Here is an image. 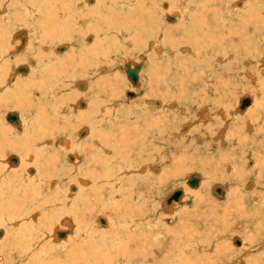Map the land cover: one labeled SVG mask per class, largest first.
<instances>
[{
	"label": "rangeland",
	"instance_id": "374dc122",
	"mask_svg": "<svg viewBox=\"0 0 264 264\" xmlns=\"http://www.w3.org/2000/svg\"><path fill=\"white\" fill-rule=\"evenodd\" d=\"M35 1L33 2L38 7L40 4H43V1L47 3V6L45 5L46 7L50 8V6H52L48 0ZM65 1L71 6V8L73 7V10H71L73 12L74 10L80 12L79 9H82L81 12L84 14L82 20L77 17L71 19L72 17L70 15L69 19L61 20L65 32L59 33V30H57L58 33L55 32L50 35L52 36L51 38H47L45 35V38H43L44 41H41L39 38V29L36 30V34L33 32L27 33L29 37L28 35H23L22 37L24 43L22 39L20 42L19 39L17 40L21 45L20 52L16 50L15 54L13 53V55H11L12 53H10L9 55L8 52L13 50V46L10 44L11 51H7L6 46H8V41H10L11 36L20 30L19 28H22L21 30L24 31L28 30L24 25L26 24V21L30 22L28 5L31 3L22 0H0V22L8 24L6 27L7 29L10 27V29L5 31L6 33L2 35L3 37L1 38L3 41L0 43V45L5 46V53L0 54V59L3 56L0 60L2 62H0V64L3 66L1 65L0 68H4H1L4 74L2 75V73H0L2 75L0 77L3 78H0L2 80H0V90L2 91H0V171L2 169V172H0V264H229L231 261H239L240 264H259L261 260H263L262 263H264V244L259 245L260 242H264V228L259 226L258 221V219L264 221V212H258L261 208L260 206H262L261 204L264 202V171L261 173V177L258 178L261 169H258L256 166L254 168L245 165L244 160L243 164L246 167H241L242 170L240 169L239 164L233 165L232 162L228 168V163L225 165L218 158L222 149L216 151V148L214 147L212 154H208L204 146H201L198 143H196L197 145L195 147H201L202 149L200 152L197 153L199 149L195 150V148L194 150L192 148L190 151H186L188 154L183 152L184 148L190 146L191 143L195 141L196 135H200V133L203 132L206 136L205 132L207 130L204 131V128L202 127L204 122L202 120L205 119L204 115L206 114V111L208 109L211 111V106L212 112L214 113L215 111V106L210 104V99H213V93H210L213 87L211 79L215 76V73L217 74L216 76L221 77L220 79L223 80L231 78L230 82L232 83V87L228 88V90H230L233 95L230 98V101L228 100L224 102L225 106L230 104L233 109L235 101L238 99L240 100L246 96L258 99L261 98L258 97L259 93L260 95H264V40L259 38V36L264 38V3H261L258 7L260 0H213L212 2H214V4L212 3L211 7H219L218 12L214 13L210 4L208 5L206 3L208 0H195V2L194 0H186V2L184 0H159L160 2L158 1L159 5L157 9L159 8L160 10L156 9L157 12L153 10L152 13L150 11L153 6L147 5L146 7L148 10L146 12L145 10H139L138 6H135L133 2V4L130 2L132 0H123L126 1V6L124 7L115 4L114 0H93L94 3L92 1L91 4H89L87 0H82L90 6V12L86 9V6L83 4L84 2L81 0H61V2ZM76 1H78V4L80 3L83 5L80 7ZM15 2H19V6L14 8V10L11 5L15 4ZM232 2H241L243 5L242 9L240 8L238 11H230L227 5ZM75 3L78 7L76 5L74 6ZM162 4L164 6H161ZM248 6L251 7L254 13L252 23L254 24L256 22V17L260 20L259 27L261 28L256 32L253 25L246 27L245 24H242L243 21L241 22L246 16L245 13L248 11ZM46 7L43 6V9ZM10 8L12 10H10ZM174 11H176V13L178 12V14ZM162 12L165 13L163 14ZM160 13H162V15ZM12 14H18V17L14 16L17 19L22 16L25 24L23 21L15 23L17 20L12 17ZM77 14L79 15V13ZM230 15H233V17L231 18ZM43 16L44 15H41L40 17L39 14H35L33 23L38 26L37 20L39 18L42 19ZM201 16L202 18H200ZM72 20L73 22L78 23V20L80 22L77 24L73 23ZM81 21L83 22V25ZM204 21L207 23L205 22V24ZM200 22H203V24H200ZM115 23H117L116 26ZM219 24L222 26L220 27ZM51 26L52 25L48 27V31H50L49 28ZM191 26L193 27L191 28ZM202 26L203 28L200 30L199 27ZM135 30L137 31L135 32ZM102 32H107V34ZM59 34L61 35L59 36ZM73 34L74 37L72 36ZM198 34L200 35L197 37ZM75 35L76 37L78 36L77 40H75ZM241 36H243V38ZM84 38L86 40H83ZM248 40L252 41V43H247ZM49 43L51 44L48 45ZM157 43L162 48L159 46V48H155L158 45ZM59 45H65L64 47H67L66 50H63L65 51L64 53H54L62 47ZM243 45H246V47ZM57 46L59 47L57 48ZM78 47L79 49H77ZM43 50H46L48 54L52 56L56 55L57 57H64L67 54V57H64L61 61V63H63H60L64 67V69H61L66 72L64 73L62 71V77L59 76L58 79L56 78L57 81H55V78H50L48 80V85L49 83L52 84V80H54V83H59V85L63 87L62 90L60 88L58 92L59 94H57V99L61 100L60 102H63L64 105L67 103L65 107H70L68 105L69 102L70 104L78 103L82 97L95 98L93 99V102H86L84 99L86 102L84 105L86 107L83 106L84 108L78 106V112L81 110L79 113H83V111L86 114L89 113L88 116L85 115L87 116L86 118L84 116L85 119L81 120L82 123L78 120L80 125L76 122V119H73L74 121L72 123H68V127L67 124H63L65 123V119H57V122L53 115L52 117H49L53 123L57 122V124H59L56 125L52 123L47 128L48 134H52L53 132L55 140L57 139L56 141L60 144L65 140L64 137L66 133V136L70 135V138L74 137V139L77 140L75 141L73 138L70 140L74 148L77 146L76 144H79V142L82 143L83 141V145L87 143L86 147L89 149L88 145L93 142V139H97L103 143V140L99 137L97 138L100 134H105V132L100 133L102 128H106V130L103 131H113L112 133L117 132L118 134V131H120L119 125L125 127L124 136L120 140V146L123 145L121 148L122 154H115L113 150H111L110 154H107L105 151H98L99 153L97 152L94 157L99 163L106 161L110 162L109 166L111 168L106 173V170H101L100 166L96 170L100 171H95L93 174L97 173L98 176L103 177V182H109L107 181L109 180L107 178L109 175H112L111 177L113 178L110 180V185L114 188H106L104 189L105 194H103V192H99L98 194L100 205L91 202V205L84 209L81 207L82 201L75 202L78 196L83 193L81 188L86 187L83 186L84 183L80 182L81 180L76 181L72 179V176L70 175L71 173L72 175H77L75 174L76 172H71L70 167H74L73 165H70L71 163L68 162L67 157L61 155L60 152L54 154L52 161V163L54 162L53 165H49L52 164L50 162L52 159L49 160L48 157L46 159H43L42 157L41 159L40 157L37 159L35 158L33 159V162L26 161L29 157V153L26 150L30 149L26 144L32 143L33 140L35 141L36 137L31 136V139L33 138V140L29 138V141L23 145V142L26 140L22 137L23 133L25 134L27 131L25 127H28L29 121L36 115H38L39 123L42 124L43 122L44 124L47 117L44 119L45 117L43 116L44 114L42 113V110L45 112L46 110L44 109V102L42 104H40L41 102H38L40 101V97L37 98V101L36 96H31L32 103H30V100L27 102V104L30 103L32 108L31 113L33 114H30V111H27L26 109V105L20 104V101L22 100L21 97L15 98V100L12 96H18L16 93H18L19 88H21L25 80L33 78L32 81H34L36 78H40V75L43 73L41 71H44L45 69L51 71L54 69L55 65L57 68H60V66H57L60 61H56L57 64H52L54 65L52 66L48 64V60L46 62L44 60L43 62L37 56V51L42 52ZM158 50L160 51L158 52ZM236 50H238L237 53ZM51 51L53 52L52 54ZM82 52L83 54H81ZM103 55L105 57H103ZM229 55L230 57L231 55H234L233 59H228L230 58ZM242 56L252 57L255 63L250 66L245 65L242 61ZM69 58L74 61L69 65L70 68H68L69 66L67 65V60ZM4 59L5 61H3ZM223 59L225 60V63L222 62ZM32 61L40 66L38 68L39 72L38 69L35 70L34 67V69H31ZM128 62H135L137 64L143 63V69L140 71V87L135 88L132 86L127 78L125 64ZM19 64L21 66L25 65V67L28 68V71H17V73H14ZM20 65L19 67H21ZM82 69H87V71L90 69L89 71L91 72H89L90 74L85 73L82 72ZM12 70H14V74L11 73ZM200 70L202 72H200ZM32 72H35L33 77L31 76ZM92 72H95L97 75H95V73L91 74ZM242 72H247L250 76L255 75L254 79L258 80V82L255 81L253 83L251 79H248L250 81L245 80L246 82H241L242 79L246 78L245 74ZM7 74L9 75L7 76ZM13 76L16 78H20L21 76V78L18 80ZM92 76L93 78L90 79ZM80 78L81 80H77ZM62 79L70 82L65 83ZM7 80L11 83L9 85L6 84L5 86L4 83H7ZM83 83L86 84V86L84 85L85 88L81 90L79 85L82 84L81 86L83 87ZM180 83H184L183 88H186V91L180 92L178 90L181 89L179 86ZM188 84H190V86H188ZM2 87L4 89H1ZM68 87L69 89H67ZM130 91H134V97H128L127 93ZM90 92L95 93H93L94 97ZM206 93H208L207 96ZM33 98L35 101H32ZM10 100L11 102H8ZM151 100L153 104L151 103ZM155 103H160V109L156 108L158 106H156ZM39 104L40 108L42 107V110L37 114V110H40ZM155 108L157 110H155ZM84 109H87V111ZM140 109L141 111H139ZM145 109L146 111H143ZM205 109L206 111H204ZM182 110H185L184 113ZM244 111H239V113L243 114ZM9 113H18L21 117L22 125L23 123L24 125L18 127L8 122L7 116ZM94 113L97 115V118L100 115L102 118L104 116H109V113H111L110 116L113 115L112 122L109 123V126L102 123V125L104 124V127L99 128L93 122L95 116ZM202 113L204 115H202ZM234 113L235 112L231 110L232 115H230V119L235 116ZM48 114H52V111L50 110ZM114 115L116 117H114ZM199 118L204 119L200 120ZM121 119L124 122L118 124L121 122ZM84 120L88 122L85 123ZM195 121L199 124L197 125L194 123ZM100 122H102V120H100ZM100 122H98V124L101 126ZM155 122H158V128L162 131L161 133L155 131V129H157ZM72 125H74L73 128ZM134 125H137L136 128L133 127ZM185 125L190 126V128L187 130L184 129ZM110 126L114 128L112 129ZM73 129L74 131H72ZM147 130H149V133H147ZM57 132L59 133L58 135ZM87 133H91V135H88ZM175 133L181 134L179 135L180 139L173 136ZM204 134L202 135L204 136ZM95 135L96 137H94ZM127 137H129L128 141H126ZM47 138L51 139L52 137L47 136ZM158 138H160L159 141ZM183 139H188V143L183 141ZM88 141L91 143L88 144ZM249 141L250 140H248V142ZM106 146L111 147V144ZM229 146V149H231L230 143L226 142V147ZM250 146H252V144ZM125 147L127 149H124ZM254 150L256 152L261 151L264 154V148L259 149L255 147ZM92 151L93 150L90 149V152ZM93 152L95 153V151ZM67 154L70 155L72 153L67 152ZM127 154L129 156H127ZM83 155L84 154H82L81 157L82 160H73L77 164V166L75 165L76 168H80L84 164L85 155ZM97 155L100 159L103 158L99 160ZM133 155L136 158H134ZM12 156L22 158V165L18 166V168H20L18 170L16 169L17 171L7 172L4 168L11 166L9 165L10 163L8 159ZM157 156L158 158H156ZM183 156L187 157L183 158ZM250 156L252 158V154ZM124 157L126 158L124 159ZM132 157L134 160L136 159L134 163ZM254 157L255 155H253V158ZM170 158L172 160H170ZM58 159L62 160L58 162ZM129 159L130 161H128ZM124 160L127 161L125 162ZM168 160L171 162H168ZM254 161L257 162L256 160ZM56 164H58L57 167ZM30 165L34 166L35 169L42 170V173L45 169L44 167L52 166L51 171H49L50 176L46 174L45 176L47 177H45V180L46 182L48 180L49 183V180L55 181L57 179L58 181L56 180L53 185H57V187L61 186L62 190L58 191V189H55V186V188L47 191V185H44L42 181H40L39 184L37 183L38 189L35 190L37 192H33V190L31 191L33 183L22 180L24 177L26 178V176H38L35 169L34 173L28 171L26 175L25 172ZM152 166L155 167L153 168ZM55 167L56 171L53 169ZM11 168H13V166H11ZM57 168L59 169L58 171ZM157 168L160 170L157 171ZM238 171H241V176H237L239 175V173H237ZM83 176L81 178L89 180L87 187L91 186L93 182L90 178L91 174L85 172V174L83 173ZM193 176L199 178V186L195 189H191V187L187 185L188 178ZM20 179L21 181L19 182ZM42 179L44 180V177H42ZM237 179L238 181H236ZM73 186H76L75 192H73L74 194L72 193L74 190ZM216 186H222L224 188V192L221 196H218L217 193H215L214 188ZM98 187H100L99 184ZM180 187L184 188L187 192L185 200L181 202L179 205L180 207L178 206L177 213H174L175 211H166L163 207L164 200L173 191ZM258 193L260 194L259 203L253 204L252 202L255 203V201L249 196ZM92 198H94V196H92ZM259 215L261 216L259 217ZM35 216L37 218L34 219ZM66 218H71L73 220L74 228L66 241L56 243L53 240V231L55 227L60 226V222ZM99 218L104 219L105 225L100 224ZM61 224L67 225L65 222H61ZM22 225H24V228L28 227L32 233H30L28 229L26 231L24 228L21 229ZM61 228L66 229L64 226ZM246 228L248 229L246 230ZM246 232L248 233L246 234ZM20 235H26L25 237L27 239L22 238ZM94 235H96V238ZM235 240H243L244 246H238ZM187 244H190L189 252L185 251ZM199 244L205 246L210 244L211 254H208L209 252L198 251L200 254L198 253L194 255L193 249ZM220 244L225 245L224 251L221 252V258L216 259L215 250ZM207 254L214 260L213 262H209ZM242 254H244V256Z\"/></svg>",
	"mask_w": 264,
	"mask_h": 264
},
{
	"label": "bare ground",
	"instance_id": "6f19581e",
	"mask_svg": "<svg viewBox=\"0 0 264 264\" xmlns=\"http://www.w3.org/2000/svg\"><path fill=\"white\" fill-rule=\"evenodd\" d=\"M22 1H28V2H30L31 4L30 5H28V11H29V16H30V22H27L26 21V24H25V22L23 21V18H22V16H20V18L22 19H20V18H16V17H18L17 15H15V14H12L13 16V18L15 19V20H17L15 23H19V22H21V21H23L24 22V26H25V28L26 29H28V30H26V31H24V30H21L22 28H19L20 30H18L16 33H14L12 36H11V38H10V41H8V46H6L7 47V51H11V49H10V44L13 46V50L11 51V52H8L9 53V55H10V53H12L11 55H13V53L15 54L16 53V50L18 51V52H20L19 50L21 49V45L18 43V39H19V42H20V40L22 39V41H23V43H24V39L22 38L23 37V35H28L27 33H31V32H33L34 34H36V30H38L39 29V34H40V36H39V38H40V40L41 41H44V39L43 38H45V35L47 36V38H51L52 36H50L52 33H55V32H57L58 33V31L57 30H59V33H64L65 31H64V29H63V25L61 24V20H67V19H69L70 18V15H71V19H75V17H77L78 19H80V20H82V17H83V15L84 14H82V9L80 10L79 9V11L80 12H77V11H75L74 10V12L73 11H71V10H73L72 8H71V6H69L68 5V3H66V1L65 2H61V0H48L49 2H50V5H52V6H50V8L49 7H46L47 6V3L45 2V1H43V4L41 5H39V7L38 6H36V4L33 2V1H35V0H22ZM70 1V0H69ZM68 1V2H69ZM80 1V0H79ZM82 1V0H81ZM93 0H87V2L89 3V4H91V2H92ZM158 1L159 0H132V1H130L131 3L133 2L134 4H135V6H138L139 7V10L141 9V10H145L146 12H147V10H148V8L146 7L147 5H151V6H153V7H151L152 8V10L150 11V12H152L153 10L155 11V12H157V10H160L159 8L157 9V7H158ZM185 2H186V0H184ZM183 1V2H184ZM193 1V0H192ZM213 0H208V1H206V3L209 5L210 4V7L212 6V3L214 4V2H212ZM35 2H37V0L35 1ZM73 2V1H72ZM71 2V3H72ZM77 2V4H78V1H76ZM82 2H84V1H82ZM98 2V1H97ZM125 2L126 1H123V0H114V3L115 4H117V5H121L122 7H124V6H126L125 5ZM160 2V1H159ZM194 2H195V0H194ZM193 2V3H194ZM71 3H70V5H71ZM93 3H94V1H93ZM104 3V2H103ZM132 3V4H133ZM188 3H190V2H188ZM203 3V2H202ZM258 3V2H257ZM263 4L264 3V0L263 1H261L260 0V3H258L259 5H258V7L260 6V4ZM85 6H86V9H88L89 10V12L91 11L90 10V6H88V4L86 3V2H84L83 3ZM83 4H78L80 7L83 5ZM100 4V3H99ZM98 4V5H99ZM164 4V3H163ZM161 5V6H164V5ZM185 4V3H184ZM5 5V4H4ZM46 5V6H45ZM76 5V3L74 4V6ZM109 5V4H108ZM189 5H191V4H189ZM204 5H205V3H204ZM218 5V4H217ZM19 6V2H15V4H13V5H11V7L14 9V8H16V7H18ZM43 6L44 7H46V8H44L43 9ZM77 6V5H76ZM92 6V5H91ZM130 6V5H129ZM188 6V5H187ZM199 6V5H198ZM206 6V5H205ZM228 7H229V9H230V11H238L240 8L242 9V3L240 2H232V3H229L228 5H227ZM78 7V6H77ZM79 7V8H80ZM93 7H94V5H93ZM97 7V6H96ZM130 7H132V6H130ZM137 7V8H138ZM183 7H184V5H183ZM99 8V7H98ZM102 8V7H101ZM100 8V9H101ZM104 8V7H103ZM166 8V7H165ZM188 8V7H187ZM202 8H203V6H202ZM212 8V7H211ZM211 8H209V9H211ZM263 8H264V6H263ZM75 9H76V7H75ZM99 9V10H100ZM157 9V10H156ZM208 9V10H209ZM213 9V11H214V13L216 12H218V10H219V7H215V8H212ZM228 9V8H227ZM260 9V8H259ZM7 10V9H6ZM10 10H12L11 8H10ZM15 10V9H14ZM99 10H97L98 12H100ZM184 10V9H183ZM196 10V9H195ZM203 10H204V8H203ZM244 10V9H243ZM250 10V11H249ZM25 11V10H24ZM165 11V10H164ZM180 11H181V9H180ZM229 11V12H230ZM246 11V10H245ZM175 13H176V11H174ZM197 12V11H196ZM203 12V11H202ZM210 12V11H209ZM208 12V13H209ZM77 13H79V15L77 14ZM153 13V12H152ZM163 14L165 13V12H162ZM162 13H160L161 15H162ZM168 13V12H167ZM185 13V12H184ZM201 13V12H200ZM199 13V14H200ZM204 13V12H203ZM241 13V12H240ZM22 14H24V13H22ZM21 14V15H22ZM35 14H39V16L41 17V15H44L43 17H42V19L41 18H39L38 20H37V22H38V26H36V24L35 23H33V18H34V16H35ZM92 14V13H91ZM156 14V13H155ZM169 14V13H168ZM174 14V13H173ZM176 14H178V12L176 13ZM193 14V13H192ZM246 14V16H245V18L243 19V20H241V22H242V24H245L246 25V27H249L250 25H253V27H255L254 29H255V32L257 31V30H260V28L261 27H259L260 25H259V21L260 20H258V18L256 17L255 19H256V22L253 24L252 23V20L254 19V13H253V10L251 9V7L250 6H248V11L245 13ZM244 14V15H245ZM196 15H197V13H196ZM215 15V14H214ZM218 15V14H217ZM262 15V14H261ZM7 16V15H6ZM14 16H16V17H14ZM91 16V15H90ZM125 16H127V15H125ZM169 16V15H168ZM192 16V15H191ZM204 16V15H203ZM26 17V16H25ZM74 17V18H73ZM224 17V16H223ZM230 17L232 18L233 17V15H230ZM241 17V16H240ZM260 17V16H259ZM28 18V17H27ZM38 18V17H37ZM146 18H147V15H146ZM158 18V17H157ZM197 18H199V17H197ZM200 18H202V16L200 17ZM221 18H222V16H221ZM242 18V17H241ZM35 19V18H34ZM70 19V20H71ZM229 19V18H228ZM264 19V18H263ZM9 20V19H8ZM14 20V21H15ZM88 20V19H87ZM168 20V19H167ZM193 20V19H192ZM191 20V21H192ZM197 21H199L198 19H196ZM195 20V21H196ZM224 20V19H223ZM4 21V20H3ZM36 21V20H35ZM86 21V20H85ZM84 21V22H85ZM148 21V20H147ZM190 21V22H191ZM213 21V20H212ZM4 22H6V21H4ZM64 22V21H63ZM70 22V21H69ZM68 22V23H69ZM72 22H73V20H72ZM80 21L78 20V23H79ZM168 22V21H167ZM194 22V21H193ZM193 22H192V24H193ZM206 21H204V23H205ZM220 22V21H219ZM222 22H224V21H222ZM14 23V24H15ZM73 23H77V22H73ZM77 23V24H78ZM81 23H82V25H83V22L81 21ZM203 24V22H200V24ZM207 23V22H206ZM205 23V24H206ZM261 23V22H260ZM263 23H264V21H263ZM13 24V25H14ZM71 24V23H70ZM125 24V23H124ZM199 24V23H198ZM222 24V23H221ZM238 24H239V22H238ZM17 25V24H16ZM15 25V26H16ZM50 25H52L50 28H49V30L50 31H48L47 29H48V27L50 26ZM69 25V24H68ZM117 25V23H115V26ZM191 25V24H190ZM8 26V24H3V23H1L0 22V43L3 41V39L1 38V37H3L2 35L4 34V33H6L5 31H7L8 29H10V27L7 29L6 27ZM18 26V25H17ZM16 26V27H17ZM20 26V25H19ZM65 26V25H64ZM196 26H197V24H196ZM205 26V25H204ZM219 26H220V24H219ZM222 26V25H221ZM220 26V27H221ZM227 26V25H226ZM67 27V26H66ZM71 27V26H70ZM75 27V26H74ZM86 27V26H85ZM119 27V26H118ZM193 26H191V28H192ZM214 27V26H213ZM217 27V26H216ZM220 27H218V28H220ZM78 28V27H77ZM77 28H75V29H77ZM190 28V27H189ZM200 28V30L203 28V26L202 27H199ZM3 29V30H2ZM24 29V28H23ZM68 29H69V26H68ZM95 29V28H94ZM107 29V28H106ZM120 29H122V28H120ZM209 29V28H208ZM139 30V29H138ZM154 30V29H153ZM192 30H194V29H192ZM197 30V29H196ZM196 30H195V32H196ZM233 30V29H232ZM262 30V29H261ZM63 31V32H62ZM76 31V30H75ZM81 31V30H80ZM112 31H114V30H112ZM120 31V30H119ZM123 31V30H122ZM121 31V32H122ZM134 31V30H133ZM137 30H135V32H136ZM155 31V30H154ZM240 31V30H239ZM263 31V30H262ZM261 31V32H262ZM72 32V31H71ZM70 32V33H71ZM111 32V31H110ZM109 32V33H110ZM134 32V33H135ZM242 32V31H241ZM254 32V31H253ZM69 33V32H68ZM97 33H99V32H97ZM102 33H106L107 34V32H102ZM108 33V34H109ZM119 33V32H118ZM133 33V34H134ZM245 33V32H244ZM248 33V32H247ZM72 34V33H71ZM75 34V33H74ZM74 34L72 35L73 37H74ZM92 34V33H91ZM126 34V33H125ZM125 34H124V36H125ZM129 34V33H128ZM132 34V35H133ZM208 34H209V32H208ZM213 34V33H212ZM242 34H243V32H242ZM256 34V33H255ZM61 34H59V36H60ZM104 35V34H103ZM103 35H101V36H103ZM119 35V34H118ZM200 34H198L197 35V37L199 36ZM211 35V34H210ZM219 35V34H218ZM247 35V34H246ZM254 35V34H253ZM50 36V37H49ZM65 36H68V35H65ZM123 36V35H122ZM223 36V35H222ZM28 37H29V35H28ZM75 37H76V35H75ZM78 37V36H77ZM77 37H76V39L75 40H77ZM121 37V36H120ZM130 37V36H129ZM242 38H243V36H241ZM246 37V36H245ZM46 38V39H47ZM70 38V37H69ZM209 38V37H208ZM220 38V37H219ZM247 38V37H246ZM254 38V37H253ZM259 38L260 39H262V40H264V38H262L261 36H259ZM6 39V38H5ZM45 39V40H46ZM81 39V38H80ZM206 39V38H205ZM238 39V38H237ZM240 39V38H239ZM250 39V38H249ZM82 40V39H81ZM83 40H86L85 38L83 39ZM241 40V39H240ZM47 41V40H46ZM88 41V40H87ZM95 41V40H94ZM198 41V40H197ZM249 41V40H248ZM247 41V43H252V41H249L248 42ZM49 42H52V41H49ZM67 42V41H66ZM65 42V43H66ZM69 42V41H68ZM75 42V41H74ZM78 42V41H77ZM205 42V41H204ZM242 42V41H241ZM245 42V41H244ZM28 43V42H27ZM30 43V42H29ZM80 43V42H79ZM79 43H78V45H79ZM93 43V42H92ZM94 43H96V42H94ZM209 43V42H208ZM222 43V42H221ZM229 43V42H228ZM250 43V44H251ZM35 44V43H34ZM51 43H49L48 45H50ZM74 44V43H73ZM76 44V43H75ZM86 44V43H85ZM91 44V43H90ZM89 44V45H90ZM158 44V43H157ZM207 44V43H206ZM239 44H240V42H239ZM250 44H249V47H250ZM67 45V44H66ZM89 45H87V46H89ZM95 45H98V44H95ZM153 45V44H152ZM232 45V44H231ZM31 46V45H30ZM56 46V45H55ZM59 46H62L61 48H59V50H56L54 53H56L57 52V54L58 53H64L65 51H63V50H66L67 49V47H64L65 45H59ZM59 46H57V48L59 47ZM69 46V45H68ZM76 46H77V44H76ZM86 46V45H85ZM91 46V45H90ZM93 46V45H92ZM159 44L157 45V47H155V48H159V47H161V46H159ZM244 46V45H243ZM49 47V46H48ZM84 47V46H83ZM242 47V46H241ZM244 47H246V45L244 46ZM248 47V46H247ZM51 48V47H50ZM56 48V49H57ZM87 48V47H86ZM162 48V47H161ZM221 48V47H220ZM255 48V47H254ZM43 49H44V46H43ZM74 49V48H73ZM72 49V50H73ZM77 49H79V47L77 48ZM248 49V48H247ZM55 50V49H54ZM53 50V51H54ZM75 50V49H74ZM157 50V49H156ZM160 50H162V49H160ZM160 50H158V52L160 51ZM5 51V46L4 45H0V54H2V53H5L4 52ZM61 51H63V52H61ZM79 51H81V50H79ZM83 51V50H82ZM223 51V50H222ZM17 52V53H18ZM84 52H85V50H84ZM162 52V51H161ZM177 52V51H176ZM185 52V51H184ZM235 52V51H234ZM238 52V50H236V53ZM53 52L51 51V54H52ZM165 53V52H164ZM207 53V52H206ZM37 56L44 62V60H45V62L48 60L49 62H48V64L49 65H52V64H57L56 63V61H60L59 62V64H57V66H60V68H57L56 67V65H55V67H54V69L53 70H46V72H45V70L44 71H41V72H43L42 73V75H40L41 77L39 78H36L35 79V77H34V79L36 80H34V81H32V79L33 78H30V79H27V80H25V82L23 83V85L21 86V88H19V91H18V93H16L18 96L16 97V96H12V98L14 97V99L15 98H20L21 97V101H20V104H25L26 105V109H27V111H30L29 113L30 114H33V113H31V105H30V103H32L31 102V96H36V100H37V98H39L40 99V101H38V102H41L40 104H42L43 102H44V109L46 110V112L44 111V110H42L41 108H40V104H39V108H40V110H37V114H39L40 113V111L42 110V113L44 114L43 116L45 117L44 119H46V117H47V120L45 121V123L43 124V122H42V124H40L39 122V119H38V115H36L34 118H32V120H30L29 121V123H28V127H25L26 128V132H25V134L23 133V138L24 139H26L24 142H23V145L24 144H26L27 143V141H29L28 139L30 138L31 139V136H33V137H36L35 139V141L33 140V138L31 139V140H33V142L32 143H28V144H26V146L28 147H30V149L29 150H26L28 153H29V157H28V159L26 160V161H28V162H33V159H37V158H39L40 157V159H41V157L44 159H46L47 157H48V159L50 160V159H52V160H50V162L52 163V161H53V156H54V154H58L59 152L61 153V155H65L64 157H67V159H68V162L69 163H71L70 165H73V167L74 168H71L70 167V169H71V172L72 171H74V172H76L75 174H77V175H72V173L70 174L71 176H72V179L73 180H76V181H80L81 183H84L83 184V186L84 187H86V188H81V190L83 191V193H81L79 196H78V198L75 200V202H81V207L82 208H86L87 206H90L91 205V202H93L94 204H96V203H98L99 204V199H98V197H99V192H103V194H105L104 193V189H106V188H114L113 186H111L110 184H111V181L110 180H112L113 178L111 177L112 175H109L107 178L109 179V180H107V181H109V182H103L104 180H102L103 179V177H101V176H98L97 175V173H95V174H93L97 169H98V167H100V169L101 170H106V173H107V171H109V169L111 168L110 166H109V164H110V162H108V161H106V162H102V163H99L94 157H95V155H96V153L99 151H105L107 154H110L111 153V150H113L114 152H115V154H122V147H123V145L122 146H120L121 145V143H120V140H121V138L124 136L123 134H124V130H125V127L123 126V127H121V125H119L120 126V128H119V130L120 131H118L119 133L117 134V132H114V133H112V132H107V131H103V130H106V128L104 129V128H102L101 130H100V133L101 132H105V134H98L99 136H97V138L99 137L101 140H103V143H104V145H103V143L102 142H100V141H98L97 139H93V142L91 143V142H89L88 141V144L89 143H91L90 145H88L89 146V149H87V143H85V145H83V141H82V143H80L79 141V144H76L77 146H75V148L72 146V143H71V139L73 138V140H75L74 139V137H72V138H70L68 135L66 136V133H65V137H64V141H62L60 144L55 140V138H54V133L52 132V129H51V132H52V134H48V130H47V128L53 123L52 122V120L49 118V117H52V115H53V117H55L56 118V121H57V119L59 120H61V118L62 119H65V123H63L64 125L65 124H67L68 125V123H72L75 119L77 120L76 122L78 123V120H79V122L80 123H82V119H85L88 115H89V113H85L84 111H83V113H79L81 110H79V112H78V106L81 108V107H83L84 105H85V103L86 102H88V101H91V102H93L94 100L93 99H95V98H91V97H82L81 99H80V101L78 102V103H76V104H70V102L68 103V105L70 106V107H65V105L67 104H65L64 105V103L63 102H60L61 100H58L57 99V94H59L58 92H59V90H60V88H61V90H62V88L63 87H61V85H59V83H54L55 81H57V79H58V77L60 76V77H62V73L64 72L61 68H63L64 69V67L61 65L62 63H61V61L63 60V58L64 57H67L66 55L63 57V56H59V57H57L55 54V56H52V55H50V54H48L47 52H46V50L44 51H42V52H39V51H37ZM69 54V53H68ZM81 54H83V52L81 53ZM166 54V53H165ZM171 54V53H170ZM172 54H173V51H172ZM85 55V54H84ZM175 55V54H174ZM72 56V55H71ZM83 56V55H82ZM167 56V55H166ZM171 56V55H170ZM217 56V55H216ZM1 57V56H0ZM13 57V56H12ZM70 57V56H69ZM84 57V56H83ZM103 57H105L104 55H103ZM107 57V56H106ZM229 57H230V55H229ZM233 57H234V55H231V57L230 58H228V59H233ZM2 58H3V56H2ZM1 58V59H2ZM16 58V57H15ZM74 58V57H73ZM0 59V60H1ZM6 59V58H5ZM5 59L3 60V61H5ZM102 59V58H101ZM73 59H68L67 61V65L69 66L72 62H74V61H72ZM264 60V59H263ZM208 61V60H207ZM225 60L223 59L222 60V62H224ZM242 61H243V63L245 64V65H247V66H250V65H252V64H254L255 63V61H253V59H252V57H245V56H242ZM262 61V60H261ZM1 62V61H0ZM10 62V61H9ZM41 62V61H40ZM79 62V61H78ZM201 62V61H200ZM2 63V62H1ZM32 63V68L31 69H34L35 68V70L36 69H38L40 66L38 65V64H35L34 63V61H32L31 62ZM30 63V64H31ZM61 63V64H60ZM98 63H100V62H98ZM131 66L133 65V68L136 66V65H138L137 63H135V62H128ZM128 63H126V64H128ZM225 63V62H224ZM4 64V63H3ZM24 64V63H23ZM26 64V63H25ZM45 64V63H44ZM100 64H102V63H100ZM126 64H125V72H126ZM141 66H142V68H141V70L143 69V63H139ZM2 64H0V66H1ZM6 65V64H5ZM14 65V64H13ZM20 65V64H19ZM19 65H17L18 66V68H16V72L14 71V70H12L11 71V73H13V71H14V73H17V71L18 72H20V71H22V72H24V71H28V68H26L25 67V65H20L21 67H19ZM48 65V66H49ZM183 65V64H182ZM263 65V64H262ZM3 66V65H2ZM52 66H54V65H52ZM201 66V65H200ZM34 67V68H33ZM2 69H4L3 67H1ZM0 68V73H2V75L4 74L3 72H2V69ZM12 68V67H11ZM10 68V69H11ZM68 68H70V66L68 67ZM77 68V67H76ZM13 69V68H12ZM15 69V68H14ZM50 69H51V67H50ZM58 69H59V71H58ZM74 69V68H73ZM78 69V68H77ZM80 69V68H79ZM181 69V68H180ZM238 69H239V67H238ZM8 70V69H7ZM83 71L82 72H85V73H89V72H91V71H87V69H82ZM92 70V69H91ZM95 70V69H94ZM93 70V71H94ZM140 70V71H141ZM183 70V69H182ZM264 70V69H263ZM63 71V72H62ZM70 71V70H69ZM73 71V70H72ZM71 71V72H72ZM81 71V70H80ZM96 71V70H95ZM103 71V70H102ZM140 71H139V77H140V79H139V84H138V86H134L132 83V86H134L135 88L136 87H140V85H141V74H140ZM181 71V70H180ZM186 71V70H185ZM5 72V71H4ZM38 72H39V69H38ZM66 72V71H65ZM64 72V73H65ZM70 72V73H71ZM77 72V71H76ZM193 72V71H192ZM191 72V73H192ZM200 72H202L201 70H200ZM6 73V72H5ZM13 73V74H14ZM78 73V72H77ZM93 73H95V72H92L91 74H93ZM242 73H244L245 74V77L246 78H244V79H242L241 80V82H246L245 80H247V81H250V80H248V79H251L252 81H253V83L256 81V82H258V80H255L254 79V77H255V75H252V76H250V75H248V73L246 74L245 72H242ZM12 74V75H13ZM23 74H25V73H23ZM27 74V73H26ZM79 74V73H78ZM90 74V73H89ZM187 74V73H186ZM193 74V73H192ZM214 74V73H213ZM229 74V73H228ZM263 74H264V72H263ZM1 74H0V76H2ZM9 74H7V76H8ZM33 75H35V72H32L31 73V76L33 77ZM38 75V74H37ZM84 75V74H83ZM95 75H97L96 73H95ZM127 75V74H126ZM175 75V74H174ZM217 74L215 73V76L214 77H212V79H211V84H212V89H211V92L210 93H213L212 94V98L213 99H210V104H212V105H214L215 106V111H214V113L212 112V106H211V111L208 109L207 111H206V109L204 110V111H206V114L204 115L203 113H202V115H204L205 116V119L204 118H199L200 120L201 119H204V120H202L203 122H204V124L202 125V127L204 128V131L205 130H207L205 133H206V136H205V134L203 133V132H201L200 133V135H196V139H195V141L193 142V143H191V145L190 146H187L186 148H184L183 149V152H185V153H187L186 151H190L192 148H193V150H194V148H195V150L196 149H199V151H197V153L198 152H200V150L202 149L201 147H195L197 144L196 143H198L199 145H201V146H204V148L207 150V152H208V154H212V150L214 149V147L216 148V151L218 150V149H222V151H221V153L218 155L219 157V160L221 161V162H223L225 165L228 163V168H229V166H230V164H231V162L233 163V165H235V164H239L240 165V169H241V167L242 168H244V167H246L245 165H249V166H251V167H254L255 168V166L256 167H258V169L260 168L261 170L259 171L260 173H259V176H258V178H260L261 177V173L264 171L263 169H264V154L260 151H255L254 149H255V147H257V148H264V95H260V93L258 94V97H261V98H258V99H254V98H252V97H250V96H246V97H243L242 99H238L237 101H235V104H234V107H233V109H232V106L230 105V104H228V106H225L224 105V102L225 101H230L231 99V97H232V92L230 91V90H228V88H230V87H232L231 85H232V83L230 82L231 81V78L230 79H228V80H223V79H220L221 77H218V76H216ZM82 76V75H81ZM86 76V75H85ZM177 76V75H176ZM191 76H194V75H191ZM225 76V75H224ZM14 78H16L15 76H13ZM12 77V78H13ZM23 77V76H22ZM28 77V76H27ZM205 77V76H204ZM230 77V76H229ZM228 77V78H229ZM0 78H2V77H0ZM10 78V77H9ZM8 78V79H9ZM20 78H21V76H20ZM20 78H16V79H20ZM50 78H55V81L54 80H52L53 81V83L51 84V83H49V85H48V80L50 79ZM57 78V79H56ZM75 78V77H74ZM82 78V77H81ZM81 78L80 79H77V80H81ZM88 78V77H87ZM93 78V76L90 78V79H92ZM127 78H128V76H127ZM201 78V77H200ZM199 78V79H200ZM210 78V77H209ZM3 79V78H2ZM89 79V78H88ZM191 79V78H190ZM1 80V79H0ZM11 80V79H10ZM14 80V79H13ZM64 79H62V81H63ZM87 80V79H86ZM128 80H129V78H128ZM196 80V79H195ZM201 80V79H200ZM200 80H199V82H200ZM2 81V80H1ZM16 81V80H15ZM24 81V80H23ZM90 81V80H89ZM130 81V80H129ZM190 81V80H189ZM18 82H20V81H18ZM51 82V81H50ZM64 82L65 83H69L70 81H68V80H64ZM63 82V83H64ZM74 82V81H73ZM73 82H72V84H73ZM77 82V81H76ZM78 82H80V81H78ZM86 82V81H85ZM131 82V81H130ZM193 82V81H192ZM11 82H8V80H7V83L5 82L4 84H5V86H6V84L7 85H9ZM60 83H62V82H60ZM82 83V82H81ZM163 83V82H162ZM263 83H264V81H263ZM18 84V83H17ZM90 84V83H89ZM195 84H197V83H195ZM59 85V86H58ZM82 84H80L79 85V87L81 88V90L82 89H84L85 87H84V85L86 86V84H84L83 83V87L81 86ZM201 85V84H200ZM206 85V84H205ZM4 86V87H5ZM68 86V85H67ZM70 86V85H69ZM72 87H74L73 85H71ZM76 86V85H75ZM179 86H180V88L181 89H178L180 92H182V91H186V88H183V86H184V83H180L179 84ZM188 86H190V84H188ZM204 86V85H203ZM11 87V86H10ZM90 87H92V86H90ZM89 87V88H90ZM202 87V86H201ZM13 88V87H12ZM75 88V87H74ZM79 88V89H80ZM176 88V87H175ZM210 88V87H209ZM1 89H4L3 87L1 88ZM66 89V88H65ZM64 89V90H65ZM67 89H69V87L67 88ZM95 89V88H94ZM170 89V88H169ZM177 89V88H176ZM71 90V89H70ZM91 90V89H90ZM228 90V91H227ZM1 91V90H0ZM86 91L88 92V90L86 89ZM95 91V90H94ZM177 91V90H176ZM175 91V92H176ZM195 91V90H194ZM2 92V91H1ZM77 92V91H76ZM86 92V93H87ZM96 92V91H95ZM130 92H133L134 93V91H130ZM160 92V91H159ZM203 92V91H202ZM258 92V91H257ZM38 93V94H37ZM74 93H75V91H74ZM73 93V94H74ZM85 93V94H86ZM94 93V92H93ZM93 93H91L90 92V94L94 97V94ZM155 93V92H154ZM172 93V92H171ZM179 93V92H178ZM255 93V92H254ZM253 93V94H254ZM262 93V92H261ZM1 94V93H0ZM37 94V95H36ZM40 94V95H39ZM63 94H65V93H63ZM68 94H70V93H68ZM68 94H66V95H68ZM151 94V93H150ZM156 94V93H155ZM160 94V93H159ZM158 94V95H159ZM175 94V93H174ZM13 95H14V93H13ZM87 95H89V94H87ZM135 95V94H134ZM153 95V94H152ZM208 95V93H206V96ZM211 95V94H210ZM256 95V94H255ZM62 96V95H61ZM74 96V95H73ZM97 96H99V95H97ZM154 96V95H153ZM67 97V96H66ZM81 97V96H80ZM105 97V96H104ZM150 97V96H149ZM156 97V96H155ZM159 97V96H158ZM65 98V97H64ZM68 98V97H67ZM183 98V97H182ZM236 98V97H235ZM9 99V98H8ZM70 99V98H69ZM86 100V102H85V100ZM243 99H249L250 100V104L247 106V107H245L244 109H241V101L243 100ZM12 100V99H11ZM11 100L10 101H8V102H11ZM16 100V99H15ZM20 100V99H19ZM30 100V103L29 104H27V102ZM42 100V101H41ZM66 100H68V99H66ZM79 100V99H78ZM150 100V99H149ZM171 100V99H170ZM256 100H257V102H256ZM260 100V101H259ZM32 101H35L34 100V98H33V100ZM98 101V100H97ZM96 101V102H97ZM116 101V100H115ZM148 101V100H147ZM201 101V100H200ZM72 102V101H71ZM75 102V101H74ZM116 102H118V101H116ZM146 102V101H145ZM160 102V101H159ZM162 102V101H161ZM170 102V101H169ZM172 102H174V101H172ZM2 103V102H1ZM4 103V102H3ZM34 103V102H33ZM36 103V102H35ZM46 103V104H45ZM113 103H114V101H113ZM151 103H152V100H151ZM150 103V104H151ZM38 104V103H37ZM110 104V103H109ZM153 104V103H152ZM30 105V106H29ZM35 105V104H34ZM113 105V104H112ZM115 105V104H114ZM141 105H144V104H141ZM155 105L156 106H158V107H156V108H158V109H160V103H155ZM170 105V104H169ZM175 105H176V103H175ZM20 106V105H19ZM24 106V105H23ZM36 106V105H35ZM167 106V105H166ZM165 106V107H166ZM209 106V105H208ZM84 107H86V106H84ZM83 107V108H84ZM101 107H102V105H101ZM111 107V106H110ZM143 107V106H142ZM153 107V106H152ZM170 107V106H169ZM192 107H193V105H192ZM196 107V106H195ZM206 107V106H205ZM34 108V107H33ZM72 108V109H71ZM113 108V107H112ZM155 108V110H157ZM162 108V107H161ZM191 108V107H190ZM204 108V107H203ZM37 109V108H36ZM52 111V114H48L49 112H50V110ZM88 109V108H87ZM87 109H84V110H86L87 111ZM123 109V108H122ZM144 109V108H143ZM92 110H94V109H92ZM192 110V109H191ZM231 110H233V112H235L234 113V115L235 116H233L231 119L229 118L230 117V115H232L231 114ZM245 110V111H244ZM116 111V110H115ZM118 111V110H117ZM129 111V110H128ZM139 111H141V109L139 110ZM143 111H146V109L145 110H143ZM154 111V110H153ZM183 111V113H184V111L185 110H182ZM201 111V110H200ZM199 111V112H200ZM225 111H226V113H225ZM239 111L241 112V111H244V113L243 114H240L239 113ZM131 112V111H130ZM137 112V111H136ZM203 112V111H202ZM79 113V114H78ZM99 113V112H98ZM113 113V112H112ZM124 113V112H123ZM141 113V112H140ZM201 113V112H200ZM205 113V112H204ZM10 114V113H9ZM17 114V116H18V124H15V123H12V124H14L15 126H18V127H21V126H23L24 125V123H23V125H22V121H21V117L19 116V114L18 113H16ZM100 114H101V112H100ZM105 114L107 115V113L105 112ZM104 114V115H105ZM110 114L111 113H109V116H104L103 118H102V116L100 115L98 118H97V115H95V113H94V120H93V122L99 127V128H101V127H104L103 125H102V123H105L106 125H108L109 126V123L110 122H112L111 120H112V118H113V115L112 116H110ZM118 114V113H117ZM124 114H126V113H124ZM128 114V113H127ZM133 114V113H132ZM186 114V113H185ZM85 115H87V116H85ZM116 115V114H115ZM114 115V117H116ZM121 115H122V113H121ZM143 115V114H142ZM159 115V114H158ZM201 115V114H200ZM202 115H201V117H202ZM84 116H85V118H84ZM137 116V115H136ZM31 117V116H30ZM29 117V118H30ZM118 117V116H117ZM144 117V116H143ZM142 117V118H143ZM22 118H24V117H22ZM158 118V117H157ZM159 118H161V117H159ZM74 119V120H73ZM128 119V118H127ZM168 119V118H167ZM198 119V120H199ZM25 120V119H24ZM27 120V119H26ZM100 120H102V122H100ZM120 120V119H119ZM143 120H144V118H143ZM159 120H161V119H159ZM197 120V119H196ZM85 121V120H84ZM115 121V120H114ZM113 121V122H114ZM117 121V120H116ZM125 121H126V119H125ZM140 121H142V120H140ZM145 121V120H144ZM143 121V122H144ZM164 121V120H163ZM9 122V121H8ZM58 122V121H57ZM57 122H55V123H53V124H56V125H58L57 124ZM64 122V121H63ZM88 122V121H87ZM86 121H85V123H87ZM90 122V121H89ZM98 122H100V124H101V126L98 124ZM124 121H122V119H121V122L120 123H118V124H122ZM190 122V121H189ZM11 123V122H10ZM10 123H8V124H10ZM77 123H76V125H77ZM80 123H78L79 125H80ZM84 123V122H83ZM128 123V122H127ZM137 123V122H136ZM135 123V124H136ZM156 123V127H157V129H155V131L156 132H159V133H161L162 131L158 128V122H155ZM165 123V122H164ZM194 123H196V121L194 122ZM229 123H230V126H229ZM63 124H61V125H63ZM73 124H75V123H73ZM90 124V123H89ZM115 124V123H114ZM113 124V125H114ZM129 124V123H128ZM191 124V123H190ZM197 125L199 124L198 122L196 123ZM47 125V126H46ZM75 125V126H76ZM112 125V124H111ZM73 126L74 125H72V128H73ZM83 126V125H82ZM136 126L137 125H134L133 127H135L136 128ZM183 126V125H182ZM191 126H192V124H191ZM53 127V126H52ZM55 127V126H54ZM68 127H69V125H68ZM97 127V128H98ZM111 128H112V126H110ZM139 127V126H138ZM24 128V127H23ZM24 128V129H25ZM66 128V127H65ZM71 128V127H70ZM92 128H94V127H92ZM107 128H109V127H107ZM114 128V127H113ZM112 128V129H113ZM190 128V126H186L185 125V127H184V129H189ZM15 129V128H14ZM23 129V130H24ZM55 129V128H54ZM75 129V128H74ZM74 129L72 130V131H74ZM84 129V128H83ZM110 129V128H109ZM117 129V128H116ZM129 129H130V127H129ZM128 129V130H129ZM183 129V130H184ZM65 130V129H64ZM69 130V129H68ZM93 130V129H92ZM98 130V129H97ZM202 130V129H201ZM71 131V130H70ZM71 131V132H72ZM78 131V130H77ZM166 131H168V130H166ZM182 131V130H181ZM93 132V131H92ZM73 133V132H72ZM84 133V132H83ZM147 133H149V130H147ZM183 133V132H182ZM59 133L57 132V135H58ZM70 134V133H69ZM76 134V133H75ZM75 134H73V135H75ZM88 134V133H87ZM90 135H91V133H89ZM88 134V135H89ZM202 134H204V136L202 135ZM96 135H97V133H96ZM96 135L94 136V137H96ZM120 135H122V136H120ZM132 135H134V134H132ZM179 135H181V134H178V133H175L173 136L175 137V138H179L180 139V136ZM47 136H51L52 138L50 139H48L47 138ZM61 136V135H60ZM64 136V135H63ZM62 136V137H63ZM78 136H79V132H78ZM120 136V137H119ZM179 136V137H178ZM75 137H77V136H75ZM112 137H113V139H112ZM173 137V138H174ZM77 139H79V138H77ZM124 139V138H123ZM122 139V140H123ZM159 139L160 138H158V141H159ZM62 140V139H61ZM129 140V137H127L126 138V141H128ZM131 140V139H130ZM136 140V139H135ZM173 140V139H172ZM248 140H250L249 142H248ZM59 141H60V139H59ZM75 141H77V140H75ZM170 141H171V139H170ZM174 141V140H173ZM180 141V140H179ZM183 141H186V143H188L187 141H188V139H183ZM124 142V141H123ZM226 142H229L230 143V145H231V149H229L230 148V146L229 147H226ZM249 143H251L252 144V146H250L251 144H249ZM59 144V145H58ZM82 144V145H81ZM108 144H111V147H108V146H106V145H108ZM157 144V143H156ZM159 144V143H158ZM169 144V143H168ZM248 144H249V146H248ZM75 145V144H74ZM25 146V147H26ZM127 147V146H126ZM124 148V149H127V148ZM169 147H171V146H169ZM28 149V148H27ZM90 149H92L93 151H95V153L92 151V152H90ZM168 149V148H167ZM204 149V150H205ZM226 149V150H225ZM159 150V149H158ZM175 150H176V148H175ZM165 151H167V150H165ZM169 151V150H168ZM214 151V150H213ZM237 151V152H236ZM67 152L68 153H72V154H70V155H68L67 154ZM98 152V153H99ZM127 152V151H126ZM176 152H177V150H176ZM196 152V151H195ZM250 152V153H249ZM92 153H94V154H92ZM102 153V152H101ZM163 153V152H162ZM190 153V152H189ZM82 154H84L85 155V157H84V164L80 167V168H76V166H77V164H76V162L75 161H77V160H79V159H81L82 160ZM188 154V153H187ZM238 154V155H237ZM252 154V158H251V155ZM83 155V156H84ZM99 155V154H98ZM97 155V156H98ZM253 155H255V157L253 158ZM56 156V155H55ZM59 156V155H58ZM108 156V155H107ZM127 156H129L128 154H127ZM126 156V157H127ZM216 156H217V154H216ZM126 157H124V159L126 158ZM133 157H134V155H133ZM132 157V158H133ZM187 156H183V158H186ZM62 158V157H61ZM98 158H99V156H98ZM103 158V157H102ZM101 158V159H102ZM129 158V157H128ZM127 158V159H128ZM131 158V159H132ZM134 158H136V157H134ZM134 158H133V163L135 162V160H134ZM156 158H158V156L156 157ZM262 158V159H261ZM22 158H19V157H14V156H12V157H10L8 160H9V165H11V166H13V168H11V166L10 167H8V168H4L7 172H10V171H15L16 169L18 170L19 168H18V166H21L22 165V160H21ZM75 159V161H73ZM100 158H99V160H101ZM238 159H239V161H238ZM24 160V161H25ZM62 160V159H61ZM61 160H59L58 159V162H60ZM80 160V161H81ZM121 160V159H120ZM139 160V159H138ZM157 160V159H156ZM170 160H172L171 158H170ZM170 160H168V162H171ZM243 160L245 161L244 163H245V165L243 164ZM254 160H256L257 162H255ZM23 161V162H24ZM65 161V160H64ZM125 161V160H124ZM127 161V160H126ZM125 161V162H126ZM128 161H130V159L128 160ZM121 162V161H120ZM119 162V163H120ZM132 162V161H131ZM138 162V161H137ZM255 162V163H254ZM54 163V162H53ZM53 163L52 164H49V165H53ZM122 163H124V162H122ZM129 163V162H128ZM139 163V162H138ZM166 163H167V161H166ZM24 164V163H23ZM121 164V163H120ZM130 164V163H129ZM142 164V163H141ZM29 165V164H28ZM57 165L58 164H56V167H57ZM63 165H66V164H63ZM70 165H68V166H70ZM76 165V166H75ZM79 165H80V163H79ZM125 165H127V164H125ZM138 165V164H137ZM168 165H169V163H168ZM171 165H173V164H171ZM233 165H232V167H233ZM47 166V165H46ZM61 166V165H60ZM116 166H118V165H116ZM123 166V165H122ZM145 166V165H144ZM14 167H17V168H14ZM56 167L55 168H53L55 171H56ZM126 167H128V166H126ZM153 167V166H152ZM151 167V168H152ZM155 167V166H154ZM153 167V168H154ZM159 167V166H158ZM45 169L43 170V173H42V170H38V169H35L34 168V166H28V168H27V171L25 172L26 173V175H27V172L29 171V172H31V173H34L35 172V170L37 171V174H38V176L36 175V177L35 176H26V178L24 177V179H22V180H24L25 182H31V183H33L31 186V191L33 190V192H37V191H35L36 189H38V187H37V183L39 184L40 183V181H42V183L45 185H47L46 186V190L48 191H50V189H53V188H55V186H56V188L55 189H58V191H61L62 189H61V186H58L57 187V185H53V184H55L54 182L57 180H55V181H52V180H49V183H48V180H47V182H46V180H45V177H47V176H45L46 174H48V176H50V174H49V171H51V168H52V166H49V167H44ZM60 168V167H59ZM63 168H64V166H63ZM65 168H66V166H65ZM130 168H131V166H130ZM152 168V169H153ZM160 168V167H159ZM10 169V170H9ZM22 169V168H21ZM35 169V170H34ZM67 169H69V168H67ZM124 169V168H123ZM125 169H127V168H125ZM156 169V168H155ZM4 170V171H5ZM16 170V171H17ZM59 169L57 168V171H58ZM65 170V169H64ZM160 170V169H159ZM158 170V168H157V171H159ZM242 170V169H241ZM25 171V170H24ZM62 171V170H61ZM66 171V170H65ZM98 171H100V170H98ZM98 171H96V172H98ZM121 171V170H120ZM132 171V170H131ZM0 172H2V169H1V171ZM46 172H48V173H46ZM85 172H89L90 174H91V180H93V182H92V184H91V186H89V187H87L88 185V183H89V180H87V179H83V178H81L82 176H83V173L85 174ZM122 172V171H121ZM134 172H136V171H134ZM133 172V173H134ZM140 172V171H139ZM156 172V171H155ZM240 172L241 171H238L237 173H239V175H237V176H241L240 175ZM30 173V174H31ZM57 174H59L58 172H56ZM68 173V172H67ZM109 173V172H108ZM123 173V172H122ZM143 173H144V170H143ZM157 173V172H156ZM29 174V175H30ZM60 175V174H59ZM87 175V174H86ZM122 175V174H121ZM62 176V175H61ZM66 176H68V175H66ZM89 176V175H88ZM42 177H44V180L42 179ZM84 177V176H83ZM99 178V180H98V178ZM197 177V176H196ZM55 178H56V176H55ZM66 178V177H65ZM85 178V177H84ZM116 178V177H115ZM198 178V177H197ZM50 179V178H49ZM59 179V178H58ZM61 179H62V177H61ZM60 179V180H61ZM67 179V178H66ZM137 179V178H136ZM188 179H190V177L188 178ZM0 180H1V175H0ZM88 182H87V181ZM106 180V179H105ZM185 180V179H184ZM209 180H210V177H209ZM21 181V179L19 180V182ZM58 181V180H57ZM64 181V180H63ZM120 181V180H119ZM162 181V180H161ZM236 181H238V179L236 180ZM69 182H71V181H69ZM118 182V181H117ZM187 182H188V180H187ZM202 182V181H201ZM200 182V183H201ZM61 183H63V182H61ZM78 183V182H77ZM254 183V182H253ZM0 184H1V182H0ZM98 184L100 185V187H98ZM231 184H232V182H231ZM41 185V184H40ZM43 185V186H44ZM71 185V184H70ZM119 185V184H118ZM138 185V184H137ZM187 185H188V183H187ZM201 185V184H200ZM255 185V184H254ZM254 185H252V186H254ZM199 186V178H198V185L196 186V187H191V189H195V188H197ZM67 187V186H66ZM115 187H116V185H115ZM141 187V186H140ZM183 187V186H182ZM216 187H221L222 188V193L221 194H217L218 196H221L222 194H223V192H224V188L222 187V186H216ZM216 187L214 188V191H215V189H216ZM42 188V187H41ZM117 188V187H116ZM259 188V187H258ZM73 191H72V193L73 192H75V189H76V186H73ZM78 189V188H77ZM137 189V188H136ZM184 188H177V190H175V191H178V190H182L183 191V196H182V198H181V200L180 201H173L169 206H167L166 205V199L173 193V192H175V191H173L165 200H164V202H163V207L165 208V210L166 211H175L174 213H177V211H178V206L181 204V202L183 201V200H185V198H186V196H187V192H186V190L184 189ZM260 189V188H259ZM17 190V189H16ZM44 190V189H43ZM142 190V189H141ZM19 191V190H18ZM133 191V190H132ZM144 191H146V190H144ZM59 193V192H58ZM216 193V192H215ZM43 194V193H42ZM55 194V193H54ZM74 194V193H73ZM132 194V193H131ZM56 195V194H55ZM58 195V194H57ZM71 195V194H70ZM109 195V194H108ZM119 195V194H118ZM54 196V195H53ZM67 196H69V195H67ZM72 196V195H71ZM70 196V197H71ZM92 196H94V198H92ZM107 196V195H106ZM114 196H115V194H114ZM259 196H260V194L258 193V194H254L253 196H249V197H251V198H253V200L255 201V203L254 202H252L253 204H256V203H259ZM126 197V196H125ZM262 197V196H261ZM120 198V197H119ZM101 201V200H100ZM127 203V202H126ZM63 205V204H62ZM100 205V204H99ZM262 206H260L261 208L258 210V212H261V211H263L264 212V202L261 204ZM133 206V205H132ZM180 207V206H179ZM255 207V206H254ZM99 209V208H98ZM251 209V208H250ZM102 211V210H101ZM173 213V214H174ZM261 215H259V217H260ZM35 218H37L36 216L34 217V219ZM173 218V217H172ZM262 218V217H261ZM257 219V218H256ZM255 220V219H254ZM99 221H100V224H103V225H105V221H104V219H102V218H99ZM246 221V220H245ZM258 221H259V226H261L262 228H264V221H262V219H258ZM61 222L63 223V222H65V223H67V225H65V224H61ZM60 222V226H58V227H55V229H54V231H53V240L56 242V243H62L63 241H66V239H68L69 238V236L71 235V233H72V230H73V228H74V223H73V220L71 219V218H66V219H63L62 221ZM135 222V221H134ZM249 222H250V220H249ZM248 222V223H249ZM252 222V221H251ZM122 223V222H121ZM257 223V222H256ZM18 224V223H17ZM65 227L66 229H62L61 227ZM109 226V225H108ZM22 228L21 229H23L24 228V225H22L21 226ZM20 229V228H19ZM28 229V227H25L24 228V230L26 231ZM248 228H246V230H247ZM28 231L30 232V230L28 229ZM28 232V233H29ZM61 232H65V236L64 237H60L59 236V233H61ZM97 232V231H96ZM95 232V233H96ZM1 233V232H0ZM30 233H32V232H30ZM88 233V232H87ZM248 232H246V234H247ZM22 238H26L24 235H20ZM28 237V236H27ZM94 237L96 238V235H94ZM29 238V237H28ZM27 239V238H26ZM94 239V238H93ZM219 239H221V238H219ZM24 240V239H23ZM26 241V240H25ZM28 241H29V239H28ZM53 241V242H54ZM236 241V240H235ZM240 242H241V246H244V242H243V240H239ZM27 242V241H26ZM213 243V242H212ZM18 244H20V243H18ZM17 244V245H18ZM214 244H216V243H214ZM263 245L264 244V242H260L259 243V245ZM33 245H34V243H33ZM23 246V245H22ZM215 246V245H214ZM224 246L225 245H223V244H220V245H218V247H216V250H215V254H216V259H219V258H221V256H222V253L221 252H223L224 251ZM239 246V245H238ZM24 247V246H23ZM257 247V246H256ZM260 247V246H259ZM209 248V249H208ZM211 247H210V244H208L207 246H205V245H202V244H199L197 247L195 246V248L193 249V252H194V255L195 254H198L199 252H201V251H204V252H206V253H208V254H211V249H210ZM189 249H190V244H187V246H186V249H185V251L186 252H189ZM208 249V250H207ZM242 250H243V248H242ZM182 251V250H181ZM192 251V250H191ZM199 251V252H198ZM226 251V250H225ZM240 251V250H239ZM250 251V250H249ZM184 252V251H183ZM247 252V251H246ZM241 253V252H240ZM200 254V253H199ZM207 254V256H208V259H209V262H213L214 260L213 259H211L210 257H209V255ZM202 255V254H201ZM243 256H244V254H242ZM245 255H246V253H245ZM229 257V256H228ZM231 259V258H230ZM263 259V258H262ZM108 260V259H107ZM229 260V259H228ZM176 261V260H175ZM198 261V260H197ZM262 261L263 260H261V262L259 263V264H264V263H262ZM228 262V261H227ZM226 262V263H227ZM232 262V263H231ZM231 262H229V264H238L239 263V261H231ZM254 262H255V259H254ZM240 264V263H239ZM242 264V263H241ZM256 264V263H255Z\"/></svg>",
	"mask_w": 264,
	"mask_h": 264
},
{
	"label": "water",
	"instance_id": "95a60500",
	"mask_svg": "<svg viewBox=\"0 0 264 264\" xmlns=\"http://www.w3.org/2000/svg\"><path fill=\"white\" fill-rule=\"evenodd\" d=\"M142 66L140 64L136 65L134 68H132V66L128 63L126 64V74L129 78V80L131 81V83L134 86H138L139 84V71L141 70ZM128 97H134V93L133 92H128L127 93ZM250 104V100L249 99H243L241 101V109H244L245 107H247ZM7 120L11 123H15L18 124V116L16 113H10L7 116ZM188 185L190 187H196L198 185V178L196 176L191 177L190 179H188ZM215 192L217 194H221L222 193V188L221 187H216ZM183 196V191L182 190H178L173 192L167 199H166V205L169 206L173 201H180L181 198ZM60 237H64L65 236V232H61L59 233ZM237 245H240L241 242L239 240L235 241Z\"/></svg>",
	"mask_w": 264,
	"mask_h": 264
}]
</instances>
